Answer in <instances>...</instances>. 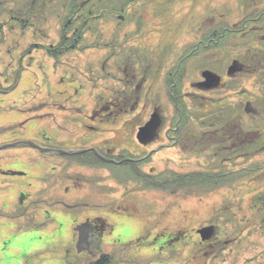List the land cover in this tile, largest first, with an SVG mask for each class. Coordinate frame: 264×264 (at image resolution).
<instances>
[{
	"label": "rangeland",
	"instance_id": "374dc122",
	"mask_svg": "<svg viewBox=\"0 0 264 264\" xmlns=\"http://www.w3.org/2000/svg\"><path fill=\"white\" fill-rule=\"evenodd\" d=\"M11 1L20 7L24 6L20 0ZM68 1L74 3L75 7L70 8L69 6L66 10L61 11V2L38 6L36 8L37 21H33L35 18L31 19L30 8L26 10L29 15H23L28 18L27 25H29L23 28L24 32L28 30L32 36L33 28L42 29L40 40L34 42H39V46L42 48L40 52L44 57V66L46 68L53 67L54 70H49L46 76L49 80H42V77H37L38 73L29 71L25 76V81L14 87L10 91L11 93L0 91V146L16 144L19 141L47 142L45 139L47 136H51L56 139V142L59 141L60 145L63 144L67 148L83 145V138L78 137L77 134L70 132L68 134L61 128L54 131L51 114L44 119H39L38 116H41L42 113L63 111L65 117L71 118L77 115V112L67 113L65 111L77 110L76 107L82 105L80 101L75 102L79 95L89 96L92 91H95V94L98 95L90 101L92 103L94 100L92 105H95L109 99L113 101L114 94L118 91L119 86H122L118 82L116 69L107 68L101 74L97 71V65L92 64L90 68L86 63L84 66L81 59L90 57L99 59L115 54V52H129V50L125 51L124 44L119 48L118 44L108 43L114 38H120V42L123 43L128 36L130 38L144 36L142 30L131 33L133 21L126 14L124 21L116 20L115 14L118 10L120 15L125 13L123 8L126 7V0H123L119 9L112 0H86L88 2L81 9L78 8L83 0ZM180 1L184 0H178V2ZM153 2L150 1L146 6V15L152 13ZM178 2L176 7L174 3L169 6L170 16L172 14L173 19H178L180 24L187 25L180 34L182 40L166 43L170 46V60L173 64L175 63L174 68L176 65L178 66L179 57L186 54L192 48L191 45L196 42L190 34L194 29L193 26L199 22L200 24L203 21L207 22L210 17L214 21L216 20L210 29H223L226 28V24L234 25L241 18L239 13L244 11L245 17H255L264 28V0H212L209 2L208 0H192L194 5H207L204 9L199 8L196 11L186 12V9H182L180 13ZM101 7L103 11L99 10ZM11 14L10 7H3L0 3V30L3 28L5 19L7 20ZM190 15L197 16L199 19L194 21L191 18L187 23L185 17ZM182 16L183 18H179ZM17 18L16 20L20 23L22 17L17 16ZM34 23L36 26L32 25ZM116 24L119 26H115ZM210 29L208 30L210 31ZM23 31L18 30L15 34L19 39H23L18 47L28 48L30 45L28 43H32L33 39L27 33L22 38L20 34ZM258 31L254 29L251 31L252 34L247 37L234 34V49H242L249 42H251L249 45L264 47V42H259L258 34L261 31L257 34ZM151 36L153 39L150 44L156 51L160 49L159 38ZM122 38L124 39L121 40ZM146 38L147 40L151 38L150 32L146 33ZM200 39L208 40L204 34ZM7 44V40L0 42V72L6 70L10 60L8 58L1 59L2 52L12 47ZM135 44L143 45L138 42ZM57 45L61 47L52 51V46ZM13 47H16V44ZM32 56L35 57L34 53ZM35 59L37 62L38 58ZM62 62H70L75 65L76 71L82 69L80 74L76 73L75 82L60 81L59 77L65 75L64 68L61 66L57 68V66ZM183 69L185 68L173 72L176 95H178L184 80L191 82L198 78L197 73L190 69L186 72L185 77H181ZM36 72H39V69ZM257 74L250 80L251 82L246 83V80L242 86L239 85L238 90L246 91L247 87L254 91V83L264 77V74ZM257 76L259 80L256 79ZM1 81L5 82L4 77ZM130 81L124 82V92L132 90L135 83ZM76 89L79 91L78 96L75 93ZM4 90L8 91V88ZM236 98L235 96L215 97L214 101L209 102L199 99L202 103L196 102L195 99L187 100V103L180 100L179 108L172 103L170 98H164L163 101L166 107L165 113L174 114L176 117L172 127L179 122L180 117L185 118L186 115L190 117L195 131H201L200 137H204V132H207L211 138H214L211 139L212 142L219 139L215 138L217 137L215 129L211 130L208 126L216 123L218 128H221L222 121L231 119L233 115H235L234 118L239 117V125L244 132L248 133L250 130L256 132V143L249 142V146L243 148V156H233L231 149L224 150L223 146L217 148V145L205 152L173 153L172 156L170 153H161L165 157L160 163L157 160H160L161 157L158 159L156 157L161 154H150L149 160L140 162L139 175L131 167L129 170L131 175L127 179L116 180L109 172L96 168V164L80 165V160L77 157L65 160L61 164L60 161L49 158L52 154L44 156L40 150L30 146L17 145L0 149V208L5 205L4 202H8V205L6 204L3 208L5 211L0 212V264H89L98 260L101 254L113 256L111 264H264V93L238 95ZM248 102L254 103L253 107L256 108V113L251 111ZM39 103L46 105L45 111L40 109ZM66 107L70 109L66 110ZM204 111L212 113L207 115L211 122L206 121V116H201ZM142 112L145 116L146 109H143ZM148 115L149 112L144 118L145 120ZM47 118L49 126L46 123ZM128 118L134 119L129 116ZM184 120L181 122L180 128ZM24 123L26 129L21 128ZM168 141L166 140L167 143ZM226 146L229 144L227 143ZM155 147L156 145L150 149ZM150 149L147 150L148 153ZM57 155L59 154L57 153ZM1 169L11 170L7 171L9 173L7 176H3ZM195 171H198L200 175L203 173L209 176L218 173L220 177L209 182L201 180V183H195L197 185L194 188H187L188 184L181 190L178 188L172 190L168 187L171 184L164 183V179H167L166 175ZM18 172L24 174H15ZM153 173L158 175L154 179L158 182L149 188ZM64 174L73 178H77V176L97 177L95 181L92 180L85 187L74 188L75 185L72 183L75 179L64 177ZM161 174H165V176L161 177ZM145 177L149 178V182L144 179ZM176 180L178 178L175 177L171 179V182ZM221 180L224 182L214 185ZM138 181H144L145 188L139 186L141 183L138 184ZM30 182L33 185L35 182V187L27 186ZM64 186H70L73 191L69 194L66 193L63 189ZM128 192H132L130 201L135 208H130V201L127 200L122 205L127 208H117V205H121L122 202L115 198L122 195L125 199L124 193ZM185 193L187 194L185 195ZM87 194L96 199L92 202L86 200L85 203L90 202L89 204L79 203L81 200L76 199V197H83ZM97 195L110 204L102 208H95L93 204L99 200ZM190 198L196 200L187 201ZM209 199L214 201L206 206L204 202ZM60 200H65L70 205L75 203L76 210L68 209L73 214L76 211L85 216L99 213L100 216L105 217L108 223L114 220L119 225L113 229L112 236L107 234L105 239L96 242L92 247V252L88 250L76 253L73 235L75 230L72 231L74 223L71 219H67L64 204L57 203ZM100 202L102 201L100 200ZM229 205L231 206L229 207ZM33 206L36 209L32 210ZM227 207H229L228 210H226ZM108 208H113L114 213L106 214ZM136 208L139 210L135 211ZM194 209L195 213L191 212ZM47 211L50 212V216ZM222 213H225L221 216L227 231L225 234L233 236L231 234L235 233V236H238L240 240L238 239L229 248L221 249V254H218V257H210L211 260L207 258L205 260L206 251L200 249L199 259L194 260L193 263L191 260L186 262L185 256L187 257V254L193 250L194 244H188L192 238L187 239L189 242L185 243L186 240L180 241L179 237H184V231L188 230V235L190 237L192 235L195 242L199 239L209 242L214 235V232L210 231L211 229L208 230L210 233L208 240H203L199 232L197 235L195 229L203 227L209 222V219ZM128 226L133 227V231L127 230L126 234L124 229H127ZM243 226L245 229L250 228L242 231ZM147 230L150 231L149 237H145ZM247 230H252L248 237L244 235ZM164 233L169 235L167 241L163 239V236L158 235ZM141 236L142 238H138Z\"/></svg>",
	"mask_w": 264,
	"mask_h": 264
},
{
	"label": "flooded vegetation",
	"instance_id": "af4514ba",
	"mask_svg": "<svg viewBox=\"0 0 264 264\" xmlns=\"http://www.w3.org/2000/svg\"><path fill=\"white\" fill-rule=\"evenodd\" d=\"M20 1L24 4V6H22L23 8L11 0L0 1L3 7H10L12 10V14L9 15L7 20L5 19L3 28L0 30V42L7 40V46L12 45L10 49H6L2 52L1 57V59H10L8 61L6 70L0 72V81L3 79V77L5 81L4 83H2V81L0 82V91L3 93H11L9 90L21 85L25 81V76L29 71L38 73L37 77H42V80H49L46 78V76L49 70H54L53 67L46 68L44 66V57L40 52L42 48H40L39 42H34L36 40H40L42 29L33 28L32 36L29 34L28 30L24 32L23 28L29 25H27L28 18L23 17V15L28 16L30 14L31 19L35 18L33 21H37L36 18L38 14L36 13V8L38 6L61 2V11L66 10L69 8V6L70 8L75 7L74 3H70L68 0ZM88 1L83 0L80 2L78 9L84 8V4ZM112 1L118 5V9L123 2V0ZM150 1H154V9L152 10L151 14L146 15V6ZM209 1L212 0H208V2ZM177 2L178 0H126V7L123 8L125 9V13H121L120 15L118 10L115 14V18L117 21H119V19L120 21H124L126 16H129L130 20L133 21V28L130 30L131 33L141 32L142 30L144 32V36L133 38L128 36L123 43L120 42V38H114L110 43H108L118 44L119 48L124 44V46H126L125 51L129 50V52H115V54L110 56L106 55L99 59L94 57H90L89 59L82 58L81 61L84 62V66L87 63V66L90 68L92 64L94 66L97 65V71H99L101 74L105 72L107 68L116 69L119 84L123 86L126 80H131L130 82L135 83L132 87V90L130 92H124L125 87L119 86L118 91L114 94L113 101L112 99H109L103 101L102 103L92 105L94 100L92 103H90V101L92 98L97 97L98 94H95V91H92L89 96L85 94L80 96L78 89H76V96L79 95V97L75 102L78 103L80 101L82 102V105L76 107L77 110L65 112H77V115L68 118L67 116H64L63 111L42 113L41 116H38L39 119H44L49 114L53 116L52 123L54 131H57L58 128H61L62 131H65L68 134H77L78 137L83 138V145L75 148H67L63 144L60 145L59 141L56 142V139H53L51 136H47V138H45L47 142L43 141L39 144L43 145L46 149H53L59 152H46L44 156L47 154H52L51 157H46H49L50 159L54 158L60 161L61 164L65 160L77 157L80 160V165L91 166L92 164H96V168L104 169L105 172H109V174L112 175V178H115L116 180L127 179L131 175V172L129 171L131 167L134 168L137 172L136 174L139 175L140 162L143 160H149L150 158L148 159V156L150 154H161L164 152L171 153L173 150H175V153L177 154L194 151L205 152L209 151L212 146L217 145V148L223 146L224 150H227L228 148L231 149V154L233 156H241V152L239 151H241L242 148H238V146L241 147L243 137L242 134L244 130L242 127L240 128L239 117L234 118L235 115L232 114L233 117H230L231 119H228L225 122L222 121L221 128H218L219 126L216 123L208 126L211 130L215 129L214 132L216 131L217 134V137L215 138L219 139L218 141L213 140L212 142L211 139L214 138H211L207 132H204V137H200L201 131H195L194 127H192V123L190 122V117L186 115L184 116L185 118L180 117L178 119L179 122L175 123L174 127H172L176 117L174 114L165 113L166 107L163 99L170 98L172 103L179 108L180 100H184V103H187V100L195 99L196 102L202 103L199 99L203 100V102H209L214 101L215 97L235 96L236 98L238 95L264 93V77L259 80L258 76L256 79L259 81L254 83V91L249 90L247 87L245 88L246 91H242L243 89L238 90L239 85L242 86L246 80V83L251 82L250 80L257 73L264 74V47L249 45L251 43L249 42L247 44L248 46L245 45L244 48L235 50L233 40L234 34L247 37L252 34L251 31L254 29L258 30V28L262 27V25L255 24L257 21L256 18L245 17L244 11L239 13L241 18H239V20L234 23V27L232 28L226 27L223 29H210V26H214L216 21H214L212 17H210L207 22L203 21L201 24L199 22L193 26L194 29L190 33L192 38L195 39L196 42L198 41L196 46H194L196 42L192 44V48L186 54L179 57V63H177L178 66L176 65V68H174L175 63L173 64V62L170 60V46L166 45V43L168 41L178 42V40H182V36H180V34L185 30L187 25L183 23L180 24L178 19H173L172 14L170 16L171 9L169 6L174 3L176 7ZM206 5L207 4L194 5L192 0L178 2V7L180 9L179 13L182 11V9H186V12L196 11L199 10V8L204 9ZM27 8H30L29 14L26 11ZM99 10H102V7L99 8ZM17 16L22 17L20 19V23L16 20L18 19ZM179 18H183V16ZM185 18H187V23L191 18H193L194 21L199 19V17L194 15H190L189 17ZM199 24L200 26L197 29ZM32 25L36 26L35 23ZM115 26H119V24H116ZM208 29H210V31ZM262 29L264 28L262 27ZM262 29L257 32L258 34L261 31V33L258 34L259 37L257 36L260 43L264 42V31ZM18 30L23 31V33L20 34L22 38L24 37V34L27 33L31 36V39H33L32 43H28L30 44L28 48L18 47L20 41L23 40L15 36ZM147 32H150L151 38L149 40L146 38ZM203 34L208 40L200 39ZM151 35L157 36L159 38L158 41L160 42V49L156 51L153 50V47L150 44L153 39ZM49 37H51V35H49ZM123 39L124 38L121 40ZM135 42L143 45L137 46ZM14 44H16V47H13ZM59 47L61 46H52L51 50H57ZM103 47L105 46L103 45ZM42 52L44 53V51ZM33 53L35 57L32 56ZM35 58H38L37 62ZM235 61H239L237 64L238 67L236 70H232L233 68L231 67ZM59 66L64 68L65 74L59 77L61 82H64L65 80L75 82L77 79L76 73L78 72L80 74L82 71L81 68L79 69L80 71H76L74 67L75 65L71 64L70 62H62L57 66V68ZM259 67H261V69H259ZM181 68H185L182 70V74H180L181 77H185L187 75L186 72H188L190 69L191 71L193 70L197 73L198 78L191 80V82L189 80H184L178 95H176L174 93V87L176 84L173 82V72ZM38 69L39 72H36ZM125 78L127 79L125 80ZM36 81L38 82V79H36ZM7 88L8 91L4 90ZM248 103L251 111L256 113V108L253 107L255 106L254 103ZM188 104H190L189 101ZM39 105L40 109L45 111L44 107L46 105L44 106L42 103H39ZM69 109V107H66V110ZM143 109H146L145 116L142 112ZM148 112V118L145 120L144 118L147 116ZM210 114L212 113L204 111L201 116H206V121L211 122L208 120L207 116ZM128 116L134 119H127ZM153 117L156 118L152 127L153 132L149 134V136L139 138V133L141 131L140 129L145 127ZM183 120L184 122L180 128V124ZM46 123L48 126L50 125L48 118ZM25 125V123L22 124L21 128L26 129ZM254 132L255 130H250L251 134ZM166 140H169L168 143ZM55 142L57 145L53 144ZM227 143L229 146H226ZM154 145H156V147L150 149ZM234 146L237 148L236 151L235 148H233ZM148 149H150L149 153L147 152ZM235 152L239 153L236 154ZM57 153L59 155H57ZM8 170L1 169V174L3 176H7V174H9L7 172ZM66 176L71 177L70 175L64 174V177ZM96 177L97 176H77V178H71L75 179L72 183L75 185L74 188H80L85 187V185L91 183L92 180L95 181ZM137 183H141L139 186L145 188L146 184L144 181H138ZM32 185V182L27 184V186ZM33 187H35V182ZM63 189L68 194L73 191L70 186H64ZM131 194L132 192L124 193L125 199H123L122 195L119 198L116 197L115 199L120 200L122 202V206L126 200H131ZM186 194L187 193H185V195ZM97 198H99V200L93 204L95 208H102L110 204L106 200H103V198L99 195H97ZM76 199L81 200L79 203L89 204L90 202L85 203V201L88 200L92 202L96 198L90 194H87L83 197H76ZM100 200L102 202H100ZM188 200L196 199L190 198ZM57 203L64 204L67 219H71V221L74 223L72 229L73 232L78 225L86 224L89 226V231H91L89 234L92 238V244L90 246L89 252H92L93 245L99 240L105 239L107 234L112 236L114 231L113 229L119 225L117 221L114 220L113 222L108 223L105 220V217L100 216L99 213H95L96 215L85 216L84 214L76 211V213L73 214L70 212L71 210L68 209H75V203L70 205L65 200H60ZM129 203L130 208H135L132 201ZM6 204L8 205V202ZM230 206L231 205H229V207ZM229 207H227L226 210H228ZM117 208H120L119 205H117ZM31 209L34 210L36 207L33 206ZM136 210H139V208H136L135 211ZM47 213H49L50 216V212L47 211ZM105 213L113 214V208H108ZM223 214L225 213L209 219V222L203 225V227L199 229L196 228L197 231L195 229V232L197 235H199L198 230L211 227L214 232V237H218V227L215 224L219 219H223L221 217ZM183 227L186 228L185 226ZM108 230L109 233H107ZM119 230L121 231L120 227ZM124 230L127 234V230L133 231V227L128 226L127 229L125 228ZM186 231H184V233ZM149 232L150 231L147 230L145 237L150 236ZM180 232L181 231L179 230V233ZM73 235L74 243L77 247L79 232L75 231ZM158 235L163 236V239L165 240L169 237V235H166L165 233ZM142 236L138 238H142ZM208 244H210V242ZM74 249L77 253V248L74 247ZM216 251H218L217 248L212 249L211 251L212 254H215L214 257L219 256L216 255ZM209 254L205 252V256H208ZM210 255L208 258H210Z\"/></svg>",
	"mask_w": 264,
	"mask_h": 264
},
{
	"label": "trees",
	"instance_id": "16d2710c",
	"mask_svg": "<svg viewBox=\"0 0 264 264\" xmlns=\"http://www.w3.org/2000/svg\"><path fill=\"white\" fill-rule=\"evenodd\" d=\"M255 24H259L260 25V21L257 20L255 22ZM225 27L232 28L234 26L233 25L230 26V25L226 24ZM261 29H262V27L258 28V30H261ZM234 45H235V41H234ZM12 90H9V91H12ZM242 136L243 137H242L241 147L238 146V148H242L241 151H239V152H241V156H243V148L244 147H248L249 146V142H252L253 141L251 144L256 143V140H255L256 133L255 132L251 134L250 132L246 133V132L243 131ZM233 144H234V142H233ZM233 148H235V146ZM236 149L237 148H235V151H236ZM238 153H236V154H238ZM152 175L153 176L151 177V181L149 182V185H150L149 188L151 187V185L156 184L155 182H158L157 180H154V179H156V176H158V175H156V174H152ZM160 176L163 177V176H165V174H161ZM175 177L178 178V180H176L175 182L172 183L171 182V179H173ZM219 177H220V175L218 173L209 176V175H205L203 173H201V175H200L198 173V171L191 172V173H185L184 172L183 174L182 173H179V174L173 173L171 175H166V178L167 179H164V183L171 184L168 187L170 189H172V190L173 189L176 190L177 188H178V190H181V188H183L185 185H188L189 184L187 188H194V186L197 185L195 183H201V180H204L205 182H209V181H214V180H216ZM144 179L147 180V181H149V178L148 177H145ZM168 179H170V180H168ZM220 182H224V181H222V180L221 181H218L214 185H217ZM32 222H33V220H32ZM35 225H37V224H35ZM215 225L218 227V232H217L218 237H214V235H213L212 236L213 238H211L209 240L210 244H208L209 242L208 243L207 242H204L201 239H199L197 242H195V240L192 237V235H191V237L188 235V233H189L188 230L184 233V237H179L180 238V241L186 240L185 243L186 242H189L187 239L192 238L191 242H189L188 244L189 245L194 244L193 250H191L189 252V254H187V257L185 256L186 262H188V261L191 260V263H193L194 260L199 259L198 252H199L200 249L206 251V253L209 254L212 251V249L217 248L218 251H216L215 253H216V255H218V254L220 255L221 254V252H220L221 249L231 247V245H233L234 243H236V241L239 239L238 236H235L236 235L235 233L231 234L233 236H230V235L227 236L225 234V232H227V231H226V227L224 225L223 219H222V221H217ZM256 225H258V224H256ZM244 226H243L242 231H246V229L250 228V227H248V228L245 229ZM208 228L211 229L210 230L211 232H213V230H212L211 227H208ZM252 230H254V229H252ZM252 230H247V233L244 234V235H246V237H248L249 236L248 234L251 233ZM210 254H209L210 257H212V256L215 255V254H212V252ZM208 256H205V260H206V258L208 260L210 259V258H208ZM207 262L210 263V261H207ZM111 263H113V256H111V255L108 256L107 254H101L99 256L98 260L92 261L89 264H111Z\"/></svg>",
	"mask_w": 264,
	"mask_h": 264
},
{
	"label": "water",
	"instance_id": "95a60500",
	"mask_svg": "<svg viewBox=\"0 0 264 264\" xmlns=\"http://www.w3.org/2000/svg\"><path fill=\"white\" fill-rule=\"evenodd\" d=\"M237 67V66H236ZM236 67H231L233 68L232 70H236ZM156 118H152V120H150L148 122V124L141 128L140 130V133H139V138H142V137H145V136H149V134H151L153 132V124H154V121H155ZM17 145H24V146H31V147H34V148H37V149H40L41 151H45V152H59V151H56V150H53V149H46V148H43L42 146L40 145H37L35 144L34 142H31V141H22V142H17L16 144H7L6 146H0V149H4L8 146H17ZM15 174H24L22 172H18V173H15ZM89 226L86 225V224H83V225H78L76 228H75V231L79 232V237H78V240H77V250L79 252L81 251H88L90 249V246L92 244V238L90 236V232L89 231ZM209 229H201L199 230L198 232L200 233L201 237H203V240H208L210 237V233L208 232ZM89 234V235H88Z\"/></svg>",
	"mask_w": 264,
	"mask_h": 264
},
{
	"label": "bare ground",
	"instance_id": "6f19581e",
	"mask_svg": "<svg viewBox=\"0 0 264 264\" xmlns=\"http://www.w3.org/2000/svg\"><path fill=\"white\" fill-rule=\"evenodd\" d=\"M175 152H176V151L173 150V151L170 153V156H172V154L175 153ZM164 153H167V152H164ZM159 157H161V158H160V160H157L158 163H160V161H161L162 159H164L165 155H164V154H161V155L157 156L156 159H158ZM172 158H173V157H172ZM173 160H175V158H173ZM187 201H192V200H187ZM213 201H214V200L209 199L207 202H204V204L207 206L208 204L212 203ZM185 206H186V205H185ZM119 207H120V208H123L121 205H119ZM181 207L184 208V206H181ZM124 208H125V206H124ZM191 212L195 213V209H194V210H191Z\"/></svg>",
	"mask_w": 264,
	"mask_h": 264
},
{
	"label": "crops",
	"instance_id": "0c3cea01",
	"mask_svg": "<svg viewBox=\"0 0 264 264\" xmlns=\"http://www.w3.org/2000/svg\"><path fill=\"white\" fill-rule=\"evenodd\" d=\"M6 200V199H5ZM4 202V201H3ZM1 204V203H0ZM4 204L6 205V202H4ZM5 205H2L1 207L2 208H4L5 207ZM2 234H4V233H2ZM5 236V235H4Z\"/></svg>",
	"mask_w": 264,
	"mask_h": 264
}]
</instances>
